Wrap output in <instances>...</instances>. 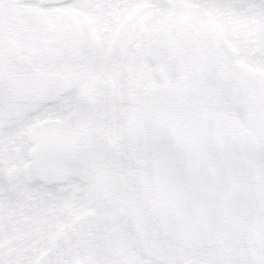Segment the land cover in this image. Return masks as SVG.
Masks as SVG:
<instances>
[{"label": "snow or ice", "instance_id": "snow-or-ice-1", "mask_svg": "<svg viewBox=\"0 0 264 264\" xmlns=\"http://www.w3.org/2000/svg\"><path fill=\"white\" fill-rule=\"evenodd\" d=\"M0 264H264V0H0Z\"/></svg>", "mask_w": 264, "mask_h": 264}]
</instances>
